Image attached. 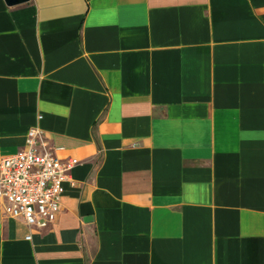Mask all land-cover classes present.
I'll return each mask as SVG.
<instances>
[{
    "label": "crops",
    "instance_id": "1",
    "mask_svg": "<svg viewBox=\"0 0 264 264\" xmlns=\"http://www.w3.org/2000/svg\"><path fill=\"white\" fill-rule=\"evenodd\" d=\"M34 126L80 162L0 264H264V0H0V161Z\"/></svg>",
    "mask_w": 264,
    "mask_h": 264
},
{
    "label": "built area",
    "instance_id": "2",
    "mask_svg": "<svg viewBox=\"0 0 264 264\" xmlns=\"http://www.w3.org/2000/svg\"><path fill=\"white\" fill-rule=\"evenodd\" d=\"M27 133L20 152L0 161V199L7 217L22 218L30 227L46 229L57 220L65 183L80 161L61 160L40 127L34 126Z\"/></svg>",
    "mask_w": 264,
    "mask_h": 264
},
{
    "label": "water",
    "instance_id": "3",
    "mask_svg": "<svg viewBox=\"0 0 264 264\" xmlns=\"http://www.w3.org/2000/svg\"><path fill=\"white\" fill-rule=\"evenodd\" d=\"M11 2H12V1H11ZM11 2H10V3H11Z\"/></svg>",
    "mask_w": 264,
    "mask_h": 264
}]
</instances>
